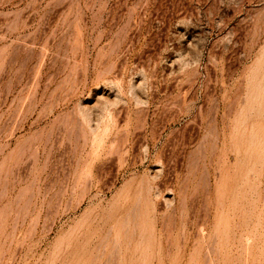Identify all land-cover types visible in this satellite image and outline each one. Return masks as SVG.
I'll use <instances>...</instances> for the list:
<instances>
[{
	"label": "rangeland",
	"instance_id": "obj_1",
	"mask_svg": "<svg viewBox=\"0 0 264 264\" xmlns=\"http://www.w3.org/2000/svg\"><path fill=\"white\" fill-rule=\"evenodd\" d=\"M0 264H264V0H0Z\"/></svg>",
	"mask_w": 264,
	"mask_h": 264
}]
</instances>
